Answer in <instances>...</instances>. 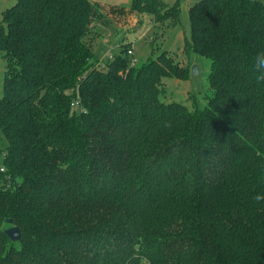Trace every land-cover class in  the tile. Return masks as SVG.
<instances>
[{
    "label": "trees",
    "instance_id": "1",
    "mask_svg": "<svg viewBox=\"0 0 264 264\" xmlns=\"http://www.w3.org/2000/svg\"><path fill=\"white\" fill-rule=\"evenodd\" d=\"M101 8L1 13L0 264H264V2L189 6L183 52L210 64L192 110L159 99L162 78L190 73L169 51L128 66L122 44L98 65L87 34ZM112 9L180 23L177 0Z\"/></svg>",
    "mask_w": 264,
    "mask_h": 264
},
{
    "label": "rangeland",
    "instance_id": "2",
    "mask_svg": "<svg viewBox=\"0 0 264 264\" xmlns=\"http://www.w3.org/2000/svg\"><path fill=\"white\" fill-rule=\"evenodd\" d=\"M177 1L180 6V23L175 27L168 26V22L154 26L145 14L140 17L141 20L128 25L122 20L123 16H117L115 13L103 15L96 23L98 34L97 37H93L92 50L95 56L101 59L107 50L112 54H118L122 44L131 47L130 42H132L138 59L137 65L143 64L149 55L155 58L161 51H169L178 62L189 67L190 73L186 81L169 77L162 78L160 101L178 102L189 110L202 109L206 104L207 95L210 94L207 86L210 64L207 59L205 60L192 51L184 53L182 49L183 40L190 37L187 11L189 6L199 0ZM259 1L264 2V0ZM14 4L15 0H0V18L1 13ZM4 66L5 62L0 54V97L2 96ZM192 67H195L194 73L191 71ZM0 145L5 149L6 141L1 131Z\"/></svg>",
    "mask_w": 264,
    "mask_h": 264
},
{
    "label": "crops",
    "instance_id": "3",
    "mask_svg": "<svg viewBox=\"0 0 264 264\" xmlns=\"http://www.w3.org/2000/svg\"><path fill=\"white\" fill-rule=\"evenodd\" d=\"M89 1L90 2H93V3H99L100 5H102V8H101L102 10H101L100 16L97 17V19H95V21L92 23L91 28H90V32L87 34V38H88V40L90 42L91 49H92L93 37L94 36L97 37V34H98V28L96 26V23H97L98 19L101 18L103 15L108 14V13H110V14L115 13L117 16H123L122 17V20L125 21V24L126 25L133 24V23L137 22V20L140 19V18L137 19L138 17H136L134 15H131V14L126 15V14H124L123 12H121L119 10L112 9V8H117V7L127 8L128 5H129V1L130 0H89ZM161 1L163 3H165L167 6H171L172 3L174 4V1L175 0H161ZM154 26H156V25H154ZM91 33H93V34H91ZM130 43H131L130 46H131V48L133 50V43L132 42H130ZM134 53H135V51H134ZM114 55H115L114 53L112 54V52H110L109 50H107L105 52V55L102 56L101 59L97 58L96 56L95 57L98 59V62L99 63H105L107 61V59H108L109 56H114Z\"/></svg>",
    "mask_w": 264,
    "mask_h": 264
},
{
    "label": "clouds",
    "instance_id": "4",
    "mask_svg": "<svg viewBox=\"0 0 264 264\" xmlns=\"http://www.w3.org/2000/svg\"><path fill=\"white\" fill-rule=\"evenodd\" d=\"M253 72L256 74L257 83L264 82V53L257 54L254 58Z\"/></svg>",
    "mask_w": 264,
    "mask_h": 264
},
{
    "label": "built area",
    "instance_id": "5",
    "mask_svg": "<svg viewBox=\"0 0 264 264\" xmlns=\"http://www.w3.org/2000/svg\"><path fill=\"white\" fill-rule=\"evenodd\" d=\"M126 56H127V60H128V66H135V65H137L138 59H137V57H136V55L134 53V50H132L131 47H129L127 49ZM112 58H113V56H109L107 60H111ZM98 65L100 67H103L104 63H98ZM78 104L79 103L77 101H74V102L71 103V106L72 107H77Z\"/></svg>",
    "mask_w": 264,
    "mask_h": 264
},
{
    "label": "water",
    "instance_id": "6",
    "mask_svg": "<svg viewBox=\"0 0 264 264\" xmlns=\"http://www.w3.org/2000/svg\"><path fill=\"white\" fill-rule=\"evenodd\" d=\"M191 71L194 73L195 72V67H192L191 68ZM6 223H10V220H6ZM4 234L5 236L13 241V242H16V241H19V236H20V232H19V229L18 227L16 226H10V228H7L4 230Z\"/></svg>",
    "mask_w": 264,
    "mask_h": 264
}]
</instances>
